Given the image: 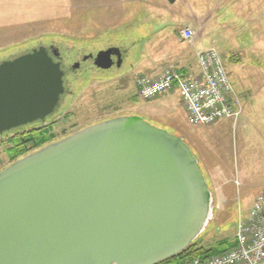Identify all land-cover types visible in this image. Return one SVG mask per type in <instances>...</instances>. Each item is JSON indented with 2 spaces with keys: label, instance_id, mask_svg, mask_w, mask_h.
<instances>
[{
  "label": "water",
  "instance_id": "water-1",
  "mask_svg": "<svg viewBox=\"0 0 264 264\" xmlns=\"http://www.w3.org/2000/svg\"><path fill=\"white\" fill-rule=\"evenodd\" d=\"M51 49L0 61V135L61 106L64 70ZM112 54L121 64L108 48L96 66L111 67ZM211 216L212 193L184 139L118 115L0 170V264H157L185 250Z\"/></svg>",
  "mask_w": 264,
  "mask_h": 264
},
{
  "label": "rangeland",
  "instance_id": "rangeland-1",
  "mask_svg": "<svg viewBox=\"0 0 264 264\" xmlns=\"http://www.w3.org/2000/svg\"><path fill=\"white\" fill-rule=\"evenodd\" d=\"M187 13L202 18L204 48L214 47L222 57L242 106L236 122L193 125L176 96L161 103L135 91L137 75L147 74L138 64L141 50L170 52L166 22L187 25ZM50 43L68 63L109 45L125 48L126 56L120 68L74 71L61 106L43 124L1 134L0 170L86 125L137 114L182 137L199 162L212 193V216L193 246L225 248L233 242L239 217L264 190V0H0V61ZM30 133L46 141L18 154L31 146L19 145Z\"/></svg>",
  "mask_w": 264,
  "mask_h": 264
},
{
  "label": "built area",
  "instance_id": "built-area-1",
  "mask_svg": "<svg viewBox=\"0 0 264 264\" xmlns=\"http://www.w3.org/2000/svg\"><path fill=\"white\" fill-rule=\"evenodd\" d=\"M196 32L190 25L180 37L192 43ZM198 71L165 69L157 76L139 74L135 79L138 96L152 100L176 90L189 123L208 126L222 119L237 121L240 98L234 93L222 57L214 47L197 51ZM233 245L205 258L188 257L178 264H264V191L255 195L242 218L239 217Z\"/></svg>",
  "mask_w": 264,
  "mask_h": 264
},
{
  "label": "crops",
  "instance_id": "crops-1",
  "mask_svg": "<svg viewBox=\"0 0 264 264\" xmlns=\"http://www.w3.org/2000/svg\"><path fill=\"white\" fill-rule=\"evenodd\" d=\"M201 19L202 18H198L194 14H188V13L186 14V24L190 25L195 30V32L197 34L192 43L184 41L180 37L179 28L181 26L179 27L178 23H173L170 25L168 22H166V25H169L168 28H170L171 30L168 31V33H166L165 37L170 40V42H171L170 46L172 47V50L168 53L164 52L162 55H158L156 53L151 54L150 51H147L146 49L141 50L142 54L138 55V60H139L138 64L145 68V71L147 72V74H144V72H141L139 74L157 76L165 68L167 69V68L172 67L173 69H175L174 68L175 66L180 67L182 70H184L185 71L184 73L196 74L198 71L197 57H196L197 51L200 50L201 48H204V45L207 44V42H206V36H207L206 26L204 25V22L201 23L202 22ZM174 20H176V19H174ZM142 21L145 23V15H143ZM146 21H147V19H146ZM203 21H204V19H203ZM200 23L203 25H201ZM174 24H176V25H174ZM142 29L145 30V27H143ZM144 36H145V34H144ZM146 43L147 42L145 39L141 44L143 46H145ZM159 45H161V48H162V44L159 43ZM160 53H162V52H160ZM133 65L134 64H131V66H133ZM134 88H135V85H134ZM135 91H136V89H135ZM171 96H173V97L176 96L178 98L179 105L183 109L179 95H178L176 90H173V91H171L165 95H162V96L154 99V101H158L161 103H167L168 100H170L172 98Z\"/></svg>",
  "mask_w": 264,
  "mask_h": 264
},
{
  "label": "flooded vegetation",
  "instance_id": "flooded-vegetation-1",
  "mask_svg": "<svg viewBox=\"0 0 264 264\" xmlns=\"http://www.w3.org/2000/svg\"><path fill=\"white\" fill-rule=\"evenodd\" d=\"M45 46L48 48V52L50 54H52L51 48L54 47V48L58 49L59 54H58V56L53 57V59L55 61H59L61 68L64 70L63 80H64V85H65V92H67V83L69 82V78L73 77L74 71H81V73H83V72L85 73V72H87L88 68H90L92 70L95 68H99L96 66L95 61H94L95 56L99 51L106 50L108 48H117L120 51L121 56H122L121 64L123 63V60L125 59V56H126V49L125 48L122 49L121 47L116 46V45L115 46L109 45V46H106L105 48H102V49H99L96 51H89L88 50L86 53H83L81 55L79 60L73 61L72 63H68L66 60V57L59 51V48L56 47L54 44L50 43V44H47ZM12 57H14V56H12ZM12 57H9V58H12ZM119 57L120 56L118 54H112L111 55V59H112L113 63H112V66L109 67L107 70H110L114 67L120 68L121 64H117ZM99 69H101V68H99ZM102 70H106V69H102ZM36 123H38V122H36ZM41 123L43 124L44 122H41ZM14 131H16V130H14Z\"/></svg>",
  "mask_w": 264,
  "mask_h": 264
},
{
  "label": "trees",
  "instance_id": "trees-1",
  "mask_svg": "<svg viewBox=\"0 0 264 264\" xmlns=\"http://www.w3.org/2000/svg\"><path fill=\"white\" fill-rule=\"evenodd\" d=\"M45 141H46V139H44V137H42V135H38V133H33L31 135H28L21 142H19V145H24L26 142H30L31 146L20 149L17 151V153L21 154L22 152L26 151L28 148H31V147L35 148V147L41 145ZM232 245H233V242L228 243V245H226L225 248H216V247L205 248L203 246L194 247L193 242H192L182 252H180L174 256H171V257H169V258H167V259H165V260H163L157 264H178L179 262H181L185 258L193 257V256L205 258V257H208V256L213 255V254L221 253L224 250L230 248Z\"/></svg>",
  "mask_w": 264,
  "mask_h": 264
}]
</instances>
